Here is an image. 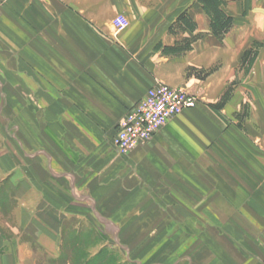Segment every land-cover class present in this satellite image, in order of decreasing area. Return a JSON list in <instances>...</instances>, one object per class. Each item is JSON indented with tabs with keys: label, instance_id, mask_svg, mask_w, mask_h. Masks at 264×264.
Wrapping results in <instances>:
<instances>
[{
	"label": "crops",
	"instance_id": "crops-1",
	"mask_svg": "<svg viewBox=\"0 0 264 264\" xmlns=\"http://www.w3.org/2000/svg\"><path fill=\"white\" fill-rule=\"evenodd\" d=\"M158 81L200 100L121 155ZM0 128V264H56L74 222L141 260L264 264V0H7Z\"/></svg>",
	"mask_w": 264,
	"mask_h": 264
},
{
	"label": "built area",
	"instance_id": "built-area-1",
	"mask_svg": "<svg viewBox=\"0 0 264 264\" xmlns=\"http://www.w3.org/2000/svg\"><path fill=\"white\" fill-rule=\"evenodd\" d=\"M6 2L7 0H0V12ZM129 23V19L123 14L112 19L116 32L125 29ZM199 100L198 95L187 88L156 82L119 119L112 147L121 155L129 154L148 142L178 113L195 107Z\"/></svg>",
	"mask_w": 264,
	"mask_h": 264
},
{
	"label": "rangeland",
	"instance_id": "rangeland-1",
	"mask_svg": "<svg viewBox=\"0 0 264 264\" xmlns=\"http://www.w3.org/2000/svg\"><path fill=\"white\" fill-rule=\"evenodd\" d=\"M7 130V129H6ZM5 131V130H4ZM3 129L0 128V150L2 149ZM12 138L15 137L16 129H10ZM4 185V184H3ZM3 185L0 184V201L3 198ZM7 196L9 194L7 193ZM10 201V198L8 197ZM74 233L69 238L62 239L60 245L61 254L56 264H163L161 261H151V258L135 257L129 240L120 239L116 225L102 223L84 224L89 231L82 230L80 223L74 222ZM91 225V227H89ZM97 228H96V227ZM89 227V228H88ZM101 234H99L100 232ZM107 235V236H106ZM145 253V252H144ZM55 263V261H53Z\"/></svg>",
	"mask_w": 264,
	"mask_h": 264
}]
</instances>
